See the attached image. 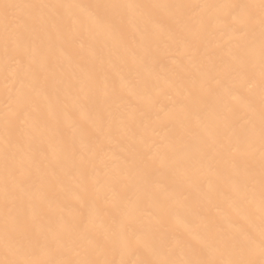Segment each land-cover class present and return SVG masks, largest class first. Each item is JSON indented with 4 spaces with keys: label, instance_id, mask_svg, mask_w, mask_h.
I'll use <instances>...</instances> for the list:
<instances>
[{
    "label": "bare ground",
    "instance_id": "bare-ground-1",
    "mask_svg": "<svg viewBox=\"0 0 264 264\" xmlns=\"http://www.w3.org/2000/svg\"><path fill=\"white\" fill-rule=\"evenodd\" d=\"M0 264H264V0H0Z\"/></svg>",
    "mask_w": 264,
    "mask_h": 264
}]
</instances>
